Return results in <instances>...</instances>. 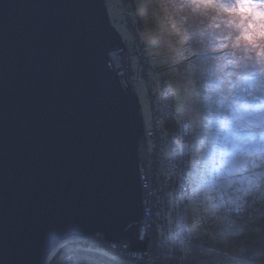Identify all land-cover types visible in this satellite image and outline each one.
Returning <instances> with one entry per match:
<instances>
[{"label":"water","instance_id":"water-1","mask_svg":"<svg viewBox=\"0 0 264 264\" xmlns=\"http://www.w3.org/2000/svg\"><path fill=\"white\" fill-rule=\"evenodd\" d=\"M105 0H0V264L101 233L144 250L143 116Z\"/></svg>","mask_w":264,"mask_h":264},{"label":"rangeland","instance_id":"rangeland-1","mask_svg":"<svg viewBox=\"0 0 264 264\" xmlns=\"http://www.w3.org/2000/svg\"><path fill=\"white\" fill-rule=\"evenodd\" d=\"M134 1L143 23L140 41L151 66L160 69L151 77L167 75L175 114L190 125V174L196 167L204 177L196 185L191 181L184 208L189 240L197 242L178 254L186 264H264V0H224L223 6ZM105 2L131 52L146 127L150 105L136 73V33L125 19V1ZM239 115L243 119H235ZM223 144L228 155L217 161ZM229 170V186L222 187L219 177ZM91 249H65L50 264H129L121 255Z\"/></svg>","mask_w":264,"mask_h":264},{"label":"built area","instance_id":"built-area-1","mask_svg":"<svg viewBox=\"0 0 264 264\" xmlns=\"http://www.w3.org/2000/svg\"><path fill=\"white\" fill-rule=\"evenodd\" d=\"M124 1L125 19L136 33L132 45L139 63L136 73L146 85L150 105L151 120L142 137L143 158L139 159V171L144 181V205L138 232L139 240L149 236V241L146 248L139 251L130 249L122 241H106L101 233H97L75 239L67 247L79 244L84 248L104 249L135 264H186L185 255L178 253L185 250L190 239L184 210L191 193L190 125L187 119L175 114L174 97L167 77L163 74L160 79L151 77L159 71L151 67L144 44L139 39L142 25L135 16V4L133 0ZM131 59L128 50H121L112 64L124 85L123 77H126L128 85L135 90ZM123 67L128 76L122 74Z\"/></svg>","mask_w":264,"mask_h":264},{"label":"snow or ice","instance_id":"snow-or-ice-1","mask_svg":"<svg viewBox=\"0 0 264 264\" xmlns=\"http://www.w3.org/2000/svg\"><path fill=\"white\" fill-rule=\"evenodd\" d=\"M237 2L242 5L246 2H248V0H237ZM192 3L195 5L202 4V5H209V6H211V5L223 6L224 0H192ZM240 108L242 109L243 106L241 105ZM235 119H243V115L235 116ZM219 134L220 133H217V135H219ZM225 140H227V136H225ZM217 147H218V154L216 155V159H217V161H220V160H223V158L228 155L227 144L218 145ZM221 167H223V165ZM232 174H233V171L229 170V171H226L224 174H222L219 177L220 181L222 182V184H221L222 187L229 186V177ZM190 179H191L193 185H196L197 183L203 182L204 177L200 173L199 169L194 167L192 173L190 174Z\"/></svg>","mask_w":264,"mask_h":264},{"label":"clouds","instance_id":"clouds-1","mask_svg":"<svg viewBox=\"0 0 264 264\" xmlns=\"http://www.w3.org/2000/svg\"><path fill=\"white\" fill-rule=\"evenodd\" d=\"M106 1V0H105ZM105 5H106V2H105ZM107 7V6H106ZM135 9H136V6H135ZM137 10V9H136ZM136 10H135V16L138 18V16H137V13H136ZM139 19V18H138ZM140 22H141V25H142V29H141V31H139V37H140V33L142 32V30H143V23H142V19H140ZM140 39V38H139ZM123 41V40H122ZM124 43H125V41H123ZM125 47H126V50H128L129 51V47H127V45H126V43H125ZM125 51V50H124ZM131 53V52H130ZM149 62H150V59H149ZM150 65H151V62H150ZM152 67V66H151ZM153 68V67H152ZM153 69H158V68H153ZM160 69H158V71H159ZM166 77H167V75L166 74H164ZM156 77V76H155ZM154 77V78H155ZM157 78V77H156ZM167 80H168V77H167ZM133 91H135V94H136V87H135V90H133ZM145 127V126H144ZM146 128V127H145ZM145 131V130H144ZM216 207H219V206H216ZM75 239H81V238H75ZM75 239H69V240H67V241H65V243H63V244H61L60 246H58L57 247V249L59 248V247H63V251L62 252H64L65 251V249H72V248H74L75 247V245L74 246H71V247H67V244H69V243H71L72 241H75ZM86 248H89V247H86ZM85 248V249H86ZM91 249V248H90ZM93 250V249H92ZM55 252V251H54ZM109 252V251H108ZM111 253V252H110ZM54 254V253H53ZM111 254H113V253H111ZM114 255V254H113ZM52 256V255H51ZM51 256L46 260V263L45 264H50V258H51ZM115 256V255H114ZM125 261H128V260H125ZM129 262V261H128Z\"/></svg>","mask_w":264,"mask_h":264},{"label":"trees","instance_id":"trees-1","mask_svg":"<svg viewBox=\"0 0 264 264\" xmlns=\"http://www.w3.org/2000/svg\"><path fill=\"white\" fill-rule=\"evenodd\" d=\"M133 2H134V4H135V6H136V3H135V1L133 0ZM192 240L193 241H191V240H189L186 244H187V247H188V251L187 252H191L192 251V248L195 246V243L197 242L196 241V238L194 237V238H192ZM63 247H59L58 249L56 248L55 249V252H54V254L55 253H57V252H62L63 250ZM72 249H77V250H79V249H85L84 247H82L81 245H79V244H76L75 245V247L74 248H72ZM86 249H90V248H86ZM92 250V249H91ZM54 254H52V256H54ZM52 256H51V258H52ZM125 261V260H124ZM127 263H129L130 264V262H128V261H126ZM114 264H116L115 262H113ZM134 263V262H133ZM135 264V263H134Z\"/></svg>","mask_w":264,"mask_h":264},{"label":"bare ground","instance_id":"bare-ground-1","mask_svg":"<svg viewBox=\"0 0 264 264\" xmlns=\"http://www.w3.org/2000/svg\"><path fill=\"white\" fill-rule=\"evenodd\" d=\"M124 68H125V67H123V73H122V74H123L124 76H128V74H127V72L124 70Z\"/></svg>","mask_w":264,"mask_h":264}]
</instances>
